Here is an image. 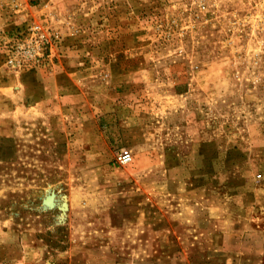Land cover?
Segmentation results:
<instances>
[{
	"label": "rangeland",
	"instance_id": "374dc122",
	"mask_svg": "<svg viewBox=\"0 0 264 264\" xmlns=\"http://www.w3.org/2000/svg\"><path fill=\"white\" fill-rule=\"evenodd\" d=\"M0 264H264V0H0Z\"/></svg>",
	"mask_w": 264,
	"mask_h": 264
},
{
	"label": "built area",
	"instance_id": "2783aa9c",
	"mask_svg": "<svg viewBox=\"0 0 264 264\" xmlns=\"http://www.w3.org/2000/svg\"><path fill=\"white\" fill-rule=\"evenodd\" d=\"M119 157H120V160L122 162H128V161L132 160L133 155H132V152L130 150L126 149V150L122 151V153L120 154Z\"/></svg>",
	"mask_w": 264,
	"mask_h": 264
},
{
	"label": "bare ground",
	"instance_id": "6f19581e",
	"mask_svg": "<svg viewBox=\"0 0 264 264\" xmlns=\"http://www.w3.org/2000/svg\"><path fill=\"white\" fill-rule=\"evenodd\" d=\"M51 192H52V191H51ZM53 192H54V191H53ZM53 192H52V193H53ZM56 195H57V194H56ZM56 195H55V194H52V195H50V196L47 195L48 197H46V200H45V202H46V204H47V207H48V204H50V206H51V205H53V204H55V203L57 202ZM57 196H58V195H57ZM59 196H60V195H59ZM65 203H66V202H65ZM46 204H45V205H46ZM61 205H62V204H61ZM63 205H65V204H63ZM63 205H62V207H64ZM66 207H67V206H66Z\"/></svg>",
	"mask_w": 264,
	"mask_h": 264
}]
</instances>
